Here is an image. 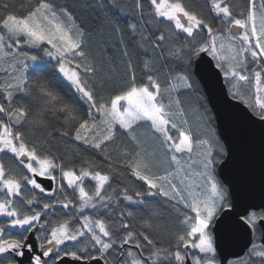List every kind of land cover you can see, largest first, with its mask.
I'll return each instance as SVG.
<instances>
[{"label": "snow or ice", "instance_id": "6c2138e0", "mask_svg": "<svg viewBox=\"0 0 264 264\" xmlns=\"http://www.w3.org/2000/svg\"><path fill=\"white\" fill-rule=\"evenodd\" d=\"M212 78L264 124V0H0V264H264V205L221 179Z\"/></svg>", "mask_w": 264, "mask_h": 264}, {"label": "water", "instance_id": "95a60500", "mask_svg": "<svg viewBox=\"0 0 264 264\" xmlns=\"http://www.w3.org/2000/svg\"><path fill=\"white\" fill-rule=\"evenodd\" d=\"M215 78L209 79L204 93L210 106L219 114L217 124L221 138L227 137L230 161L221 167V179L228 184L240 205H264V124L249 119L242 105H229ZM45 184L47 182H44ZM246 238H230L225 244L228 254H242Z\"/></svg>", "mask_w": 264, "mask_h": 264}, {"label": "trees", "instance_id": "16d2710c", "mask_svg": "<svg viewBox=\"0 0 264 264\" xmlns=\"http://www.w3.org/2000/svg\"><path fill=\"white\" fill-rule=\"evenodd\" d=\"M70 2L75 3L79 6V0H70ZM197 3L203 4L204 0H197ZM231 3L234 5V10L237 14H239L240 12H243L247 9V5H248V0H231ZM80 15L82 17H84L86 14L84 13H80ZM95 14H93L94 16ZM88 19V23L93 27L96 28L98 27L97 25V20L92 18V17H87ZM153 27H164V25H158L156 20H152L151 21ZM93 38L97 39L98 37L95 36V34H93ZM113 69L116 73L117 76L121 75L123 69L122 68H116L113 65ZM107 75V73H106ZM187 100L191 101V103L194 105L195 104V100L194 97L191 94H188V96L185 97ZM83 110V109H82ZM0 118H3L2 116H0ZM55 129H59L60 131H64L63 128H61V126L59 124L54 125ZM33 135H43V133H39V132H33ZM52 136L55 139V148L54 151H57L58 155H64L66 160L68 161H73L76 159V154H79L81 156H83L85 161H91L93 163H101V159L99 156L95 155L94 153L87 151L85 149V147L81 146L79 143H74L72 142L70 139H62L59 135H56L55 132L52 133ZM121 141H117V145H112L109 147L108 151H113V149L117 148L118 145H120ZM123 150V149H121ZM113 159H115V157H113ZM6 162L10 163L13 167H17V165L15 164V161L11 158V156H6L5 157ZM79 166H83V165H79ZM126 184H128L129 186H134L135 182L131 179L126 180L125 181ZM114 187H122L123 185H119V184H113ZM86 187L90 188L92 187V183L91 182H86ZM137 190H142V188L137 187ZM125 207H127L126 202H122L120 204V208L119 210H123ZM160 225H163L165 223V221H159L158 222ZM175 228L174 226L169 223L168 226L165 228V235L166 236H170L171 234H173L175 232Z\"/></svg>", "mask_w": 264, "mask_h": 264}, {"label": "rangeland", "instance_id": "374dc122", "mask_svg": "<svg viewBox=\"0 0 264 264\" xmlns=\"http://www.w3.org/2000/svg\"><path fill=\"white\" fill-rule=\"evenodd\" d=\"M195 119H196V117L193 116V118H192V120L190 121V123H194V122H195ZM139 132L141 133L142 136L145 135V129L141 128V129L139 130ZM152 147H153V146L151 145V143H150V141H149V143H148V148H149V150H151Z\"/></svg>", "mask_w": 264, "mask_h": 264}]
</instances>
